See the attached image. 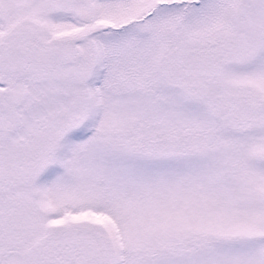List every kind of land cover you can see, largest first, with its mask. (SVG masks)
Listing matches in <instances>:
<instances>
[{
    "label": "snow or ice",
    "instance_id": "1",
    "mask_svg": "<svg viewBox=\"0 0 264 264\" xmlns=\"http://www.w3.org/2000/svg\"><path fill=\"white\" fill-rule=\"evenodd\" d=\"M0 264H264V0H0Z\"/></svg>",
    "mask_w": 264,
    "mask_h": 264
}]
</instances>
